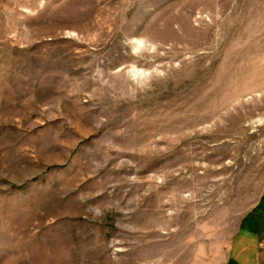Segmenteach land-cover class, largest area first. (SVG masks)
Returning <instances> with one entry per match:
<instances>
[{
	"label": "rangeland",
	"instance_id": "1",
	"mask_svg": "<svg viewBox=\"0 0 264 264\" xmlns=\"http://www.w3.org/2000/svg\"><path fill=\"white\" fill-rule=\"evenodd\" d=\"M264 264V0H0V264Z\"/></svg>",
	"mask_w": 264,
	"mask_h": 264
},
{
	"label": "trees",
	"instance_id": "2",
	"mask_svg": "<svg viewBox=\"0 0 264 264\" xmlns=\"http://www.w3.org/2000/svg\"><path fill=\"white\" fill-rule=\"evenodd\" d=\"M231 264H239L234 258H230L229 262Z\"/></svg>",
	"mask_w": 264,
	"mask_h": 264
}]
</instances>
